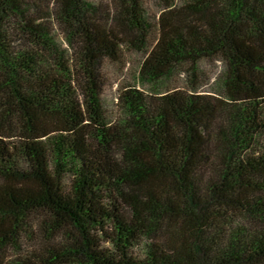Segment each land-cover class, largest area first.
I'll return each instance as SVG.
<instances>
[{
	"label": "trees",
	"instance_id": "1",
	"mask_svg": "<svg viewBox=\"0 0 264 264\" xmlns=\"http://www.w3.org/2000/svg\"><path fill=\"white\" fill-rule=\"evenodd\" d=\"M0 264H264V0H0Z\"/></svg>",
	"mask_w": 264,
	"mask_h": 264
},
{
	"label": "rangeland",
	"instance_id": "2",
	"mask_svg": "<svg viewBox=\"0 0 264 264\" xmlns=\"http://www.w3.org/2000/svg\"><path fill=\"white\" fill-rule=\"evenodd\" d=\"M139 59L138 56H129L126 61V65L115 68L114 66L107 67L105 72V83L104 99L106 100L107 110L110 111L112 106V100H114L116 89L119 85H124L126 81L130 80V75L134 71V63ZM217 64L205 63L202 65L205 77L209 78V83L213 82L217 71ZM177 82L182 85V81L178 78Z\"/></svg>",
	"mask_w": 264,
	"mask_h": 264
}]
</instances>
